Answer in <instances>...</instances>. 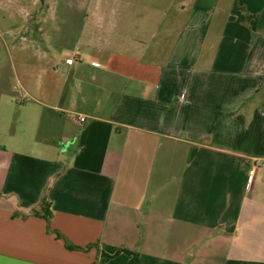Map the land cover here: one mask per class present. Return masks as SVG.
Masks as SVG:
<instances>
[{
	"label": "crops",
	"instance_id": "crops-1",
	"mask_svg": "<svg viewBox=\"0 0 264 264\" xmlns=\"http://www.w3.org/2000/svg\"><path fill=\"white\" fill-rule=\"evenodd\" d=\"M150 5L0 0V264H264V0Z\"/></svg>",
	"mask_w": 264,
	"mask_h": 264
},
{
	"label": "trees",
	"instance_id": "trees-1",
	"mask_svg": "<svg viewBox=\"0 0 264 264\" xmlns=\"http://www.w3.org/2000/svg\"><path fill=\"white\" fill-rule=\"evenodd\" d=\"M249 23L251 24L252 27H254V24H253V22L251 20H249ZM32 213L37 214L36 211H33ZM44 217H45V220L48 222L49 219L51 218V213H47L46 211H44ZM56 237L59 238V239H62L64 241L65 247L68 250H80L79 247H75V246L71 245L64 237H62L61 234L56 233ZM134 260L135 259H132L130 263L131 264H136V262Z\"/></svg>",
	"mask_w": 264,
	"mask_h": 264
},
{
	"label": "rangeland",
	"instance_id": "rangeland-1",
	"mask_svg": "<svg viewBox=\"0 0 264 264\" xmlns=\"http://www.w3.org/2000/svg\"><path fill=\"white\" fill-rule=\"evenodd\" d=\"M5 1H10V0H5ZM22 1H24V2H27V3H29L30 1H33V0H22ZM38 2H39V8H41V5H43V4H47V3H49L51 0H37ZM52 1H56L57 3H59L60 4V6H59V13H61V9H62V7H61V4H62V0H52ZM161 0H150V6H151V8L152 9H155V5L158 7V3L160 2ZM46 8H43V10H45ZM50 12H45L44 11V14H49Z\"/></svg>",
	"mask_w": 264,
	"mask_h": 264
},
{
	"label": "built area",
	"instance_id": "built-area-1",
	"mask_svg": "<svg viewBox=\"0 0 264 264\" xmlns=\"http://www.w3.org/2000/svg\"><path fill=\"white\" fill-rule=\"evenodd\" d=\"M68 62H69V63H71V62H72V60H68ZM84 120H85V119H84L83 117H80V118H79V121H81V122H83ZM253 172H254V171H250V173H249V174H250V176H252V175H253Z\"/></svg>",
	"mask_w": 264,
	"mask_h": 264
}]
</instances>
